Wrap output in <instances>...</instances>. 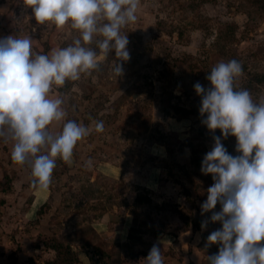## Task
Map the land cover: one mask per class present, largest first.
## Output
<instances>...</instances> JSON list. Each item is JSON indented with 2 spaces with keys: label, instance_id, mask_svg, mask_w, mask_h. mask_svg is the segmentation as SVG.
Instances as JSON below:
<instances>
[{
  "label": "rangeland",
  "instance_id": "1",
  "mask_svg": "<svg viewBox=\"0 0 264 264\" xmlns=\"http://www.w3.org/2000/svg\"><path fill=\"white\" fill-rule=\"evenodd\" d=\"M137 16V22L124 29L131 58L123 62L122 76L115 79L112 74L113 52L98 71L60 89L67 118L82 122L90 135L78 142L71 163L57 160L50 203L57 226L70 215L68 224L84 223L86 246L97 244L103 249L99 252L108 254L114 239L94 233L90 219L97 220L96 225L108 213V204L132 202L134 192L145 191L151 203L137 211L141 215L135 220L161 238L166 234L174 245L175 249L160 244L164 264H181L189 255L187 249L182 254L176 235L166 233L183 230L176 211L192 224L209 220L207 228H189V238L200 240L198 246L189 244V250L200 249L194 262L187 263L207 264V256L219 246L205 247L208 242L201 240V234L221 227L210 221L220 205L202 213L213 180L201 172V162L213 146V133L201 123V98L193 85L209 87L205 77L211 68L221 60L235 59L243 66L236 86L250 90L255 100H264V0H141ZM8 35H30L34 50L47 53L71 43L75 32L67 26L37 25L25 0H0V37ZM101 120L105 130L97 133L93 122ZM50 130L58 131V125ZM214 134L219 136V130ZM222 143L230 154L239 155L235 137ZM9 144L10 149L0 147V172L12 179L30 169L12 161ZM147 182L152 190L139 185ZM117 214L122 215L118 210ZM143 249L148 251L141 252V262L150 250ZM96 256L94 260L106 262V256Z\"/></svg>",
  "mask_w": 264,
  "mask_h": 264
},
{
  "label": "clouds",
  "instance_id": "2",
  "mask_svg": "<svg viewBox=\"0 0 264 264\" xmlns=\"http://www.w3.org/2000/svg\"><path fill=\"white\" fill-rule=\"evenodd\" d=\"M25 5L37 25L75 32L71 43L47 53L34 50L30 35L0 37V141L12 142L11 159L30 169L32 187L48 190L57 160L71 163L78 142L90 135L82 122L67 118L60 89L98 71L113 52L112 74L123 75V62L131 58L124 29L137 22L141 0H25ZM242 75L238 60H221L205 77L209 87L193 85L201 98V123L213 133V146L201 162V172L213 180L202 213L220 205L210 221L221 227L205 245L219 247L207 264H264V100L236 86ZM93 123L97 133L105 130L104 121ZM54 124L58 131L50 130ZM229 136L239 155L222 143ZM208 223L202 221L201 228ZM144 261L164 264L161 248L154 244Z\"/></svg>",
  "mask_w": 264,
  "mask_h": 264
},
{
  "label": "crops",
  "instance_id": "3",
  "mask_svg": "<svg viewBox=\"0 0 264 264\" xmlns=\"http://www.w3.org/2000/svg\"><path fill=\"white\" fill-rule=\"evenodd\" d=\"M10 146L9 142H0V147L9 148ZM25 172L17 173V177L14 176L11 179L6 191L0 190V264H45L52 262L56 258V254L49 246L51 240L69 244L72 252H76L75 255L78 259L76 264H92L88 256L93 255L96 258L98 252L103 249L97 244L86 246V235L81 230L84 223L78 221L68 224L70 215L60 220V225L57 226L55 211L53 212L50 203L49 189L39 190L33 188L32 185L30 186L32 180L30 171ZM120 173L122 172H119L118 175ZM2 178L0 172V183ZM139 185L147 190L153 188L148 182ZM136 193L137 191L134 192L131 201H133ZM148 197L150 198L149 194ZM125 203L108 204V213L104 214L96 225H93V222L97 220L90 219L89 226L93 228L94 233L100 237L102 235L108 237V241L114 239L115 244L109 245L107 248L108 255L118 254L121 264H146V261L141 262L139 259L142 251H148L144 250L143 247L151 249L154 244L157 246L164 244L172 245L175 249L166 234L161 238V234L159 237V233H156L155 230L151 232L150 229H147L146 223L141 220L140 223L136 222L135 218L141 215L137 211L143 208H137L135 209L136 213H131L128 205L132 209V202L125 201ZM44 204L46 205L45 211L38 216L37 211ZM117 210L122 215L117 216ZM60 212L64 213V210L61 209ZM134 230H136V235L133 234ZM169 232L177 236L176 240L181 246L182 254H185L186 249L187 252L189 251V255L183 256L184 261L181 264H185V259L186 264L189 261L194 262L193 258L197 257L200 248L193 247V250H189L188 245L195 244L198 246L200 240H196L194 237L190 239L189 233L191 232L189 229H183L180 234L173 230L166 233ZM87 250L88 252H86ZM96 252L97 254H95ZM123 259L125 260L123 261ZM98 264L105 263L98 260Z\"/></svg>",
  "mask_w": 264,
  "mask_h": 264
},
{
  "label": "trees",
  "instance_id": "4",
  "mask_svg": "<svg viewBox=\"0 0 264 264\" xmlns=\"http://www.w3.org/2000/svg\"><path fill=\"white\" fill-rule=\"evenodd\" d=\"M3 179L5 182H2L0 184V190L1 191H6L9 187V183L11 181V177L8 178L7 175L3 176ZM32 181V180H31ZM31 184V182H30ZM151 200L148 197L147 192L144 191V193H141L139 190L137 191L133 201H132V209L130 210L131 213H136L137 208H141L144 207L147 204H150ZM46 205L44 204L43 206H41L38 211H37V215H41L45 210ZM176 213L178 214V216L180 217V220L182 222L183 225V229L187 230L189 228H191V230H200L201 228V222L198 221L195 224L190 223V221L188 220V217L183 214L180 211H176ZM209 234L206 233H202L201 234V240H204L207 242V236ZM50 248L52 250L55 251L56 254V258L52 261V262H48L45 264H76L78 262V259L76 257L75 254H73L70 245L66 244L64 242H60V241H56V240H51L50 244H49ZM97 254V252L95 253ZM99 256L104 257L106 256V262H104L105 264H121V259L119 257L118 254H105L103 252H98ZM88 259L90 261V263L92 264H98L97 260L93 259V256H88Z\"/></svg>",
  "mask_w": 264,
  "mask_h": 264
}]
</instances>
